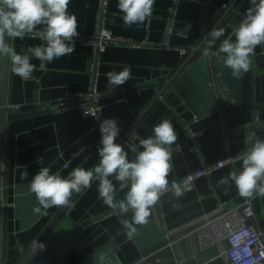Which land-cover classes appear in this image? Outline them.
<instances>
[{"label": "crops", "instance_id": "0c3cea01", "mask_svg": "<svg viewBox=\"0 0 264 264\" xmlns=\"http://www.w3.org/2000/svg\"><path fill=\"white\" fill-rule=\"evenodd\" d=\"M236 2V13L211 50L218 52L226 38L235 40L233 28L251 6L250 0H155L152 16L143 25L125 27L118 0H105L101 19L99 0H70L68 11L76 16L79 35H90L99 27L140 44L108 45L97 55L94 85L100 92L99 106L105 114L119 117L120 133L116 143L124 146L129 160L131 147L138 150L139 141L153 135V126L169 119L177 140L170 146L172 169L168 181L228 156L245 153L251 147V136L264 139V45L257 46L252 67L239 79L230 70L225 80L214 74L219 85L214 93H196L187 99L155 100L158 85L181 62V49L189 50L202 42L221 10ZM172 14V21L167 19ZM217 28V27H216ZM39 31V28L37 29ZM177 32L180 35H177ZM209 38H211L209 36ZM17 53L28 46L42 45L35 32L23 39L9 41ZM76 50L51 63L31 60L36 66L34 80L22 81L7 62L6 120L1 169L0 264H18L53 223L62 234L63 254L53 242L30 264H49L57 255V264H220L215 250L193 255L189 242L180 235L212 217L219 203L226 207L242 203L233 182L218 186L217 181L232 170H240L236 160L200 177L193 189L175 198L171 191L163 194L152 207L147 222L136 225L129 237L122 221L131 220L132 212L103 218L110 207L98 197L97 184L74 194L71 207H52L46 216L34 213L39 206L30 190L33 176L42 167L62 176L77 165L91 168L98 164L101 135L95 121L83 117L76 108L39 109L59 100L73 97L91 86L89 72L94 59L93 48L74 39ZM220 55L223 56L221 53ZM130 66L132 78L116 88L108 84L106 73ZM190 130V131H189ZM193 133V136L190 133ZM125 139V140H123ZM77 153L69 168L66 160ZM27 173V178L22 175ZM116 184L115 181H113ZM116 199L124 192L116 184ZM126 191V190H125ZM255 217L251 223L261 230L264 219V197L251 199ZM173 204L178 207H173ZM171 237L170 248H164L163 235ZM263 238V236H262ZM264 240V238H263Z\"/></svg>", "mask_w": 264, "mask_h": 264}, {"label": "clouds", "instance_id": "9594fccd", "mask_svg": "<svg viewBox=\"0 0 264 264\" xmlns=\"http://www.w3.org/2000/svg\"><path fill=\"white\" fill-rule=\"evenodd\" d=\"M70 0H0V59L10 58L11 71L22 81L34 80L36 66L33 58L51 63L63 56L71 55L75 50L74 38L79 35L78 21L68 11ZM155 0H118L117 8L122 13L125 27L143 25L152 16ZM250 7L233 28L235 40L226 38L220 44L218 52H211L216 40L224 36L223 28H212L209 31L211 40L202 55L223 54V62L234 79L251 70L257 46L264 45V0H250ZM39 28V31L37 29ZM35 32L42 45L28 46L26 51L17 53L9 41ZM177 35H180L177 32ZM7 36L8 42L5 37ZM108 84L114 88L125 84L132 78L130 66L121 71H109L106 74ZM85 116L90 115L84 112ZM99 162L91 168L77 165L68 175L62 176L59 171L53 173L48 167H42L33 176L30 190L38 201L34 213L46 216L52 207L73 206L74 194L97 184L98 197L104 204L118 209L121 214L132 212L131 220L122 223L129 237L133 236L136 225L147 222L152 207L160 200L161 195L171 191L175 198L183 191L175 182L169 186L168 175L172 169L170 146L177 140L174 127L167 118L153 126V135L139 141L131 147L134 159L129 160L124 146L116 143L120 133L116 118H107L100 122ZM252 145L245 153L238 156L242 161L240 170H232L227 176L217 181L218 186L233 182L239 195L246 199L264 197V139L251 136ZM77 153L66 160L63 167L69 168ZM27 173L22 179L27 178ZM124 192L122 199L117 200V187ZM126 190V191H125ZM173 207L178 205L173 204ZM44 244L37 239L32 241L33 256L44 250Z\"/></svg>", "mask_w": 264, "mask_h": 264}, {"label": "built area", "instance_id": "2783aa9c", "mask_svg": "<svg viewBox=\"0 0 264 264\" xmlns=\"http://www.w3.org/2000/svg\"><path fill=\"white\" fill-rule=\"evenodd\" d=\"M104 3L105 0H99L97 14L99 19H101V14L104 11ZM172 18L171 14L167 19L168 23L172 21ZM74 39L86 42L93 48L94 59L89 67L92 84L87 90L78 91L73 97L59 100L46 106H40L39 109L76 108L83 117H90L95 121L96 130L100 133L99 124L102 120L116 118L118 121L119 117L115 114H105L99 106L100 92L94 85V69L97 55L103 52L108 45L124 43L131 46H139L140 44L114 35L112 31L104 27H99L90 35H78ZM187 52V49H181L182 56ZM85 111L90 115L85 116ZM190 134L193 136L192 132ZM242 154L228 156L212 163H203L200 168L169 181V186L175 182L181 189L190 191L193 189L197 179L204 176L207 177L224 165L235 162L238 160L237 157ZM119 214L121 213L118 209L110 208L102 216L103 218H109L119 216ZM254 217L255 213L251 199H245L242 203L229 207L219 203L217 211L212 217L194 225L182 233L180 238H184L189 242V248L193 255L214 249L216 252L215 258L219 260L220 264H264L262 233L252 223H249ZM163 240L165 241L164 248H170L172 244L171 237L164 234ZM132 264H138V261ZM170 264L179 263L173 261Z\"/></svg>", "mask_w": 264, "mask_h": 264}, {"label": "water", "instance_id": "95a60500", "mask_svg": "<svg viewBox=\"0 0 264 264\" xmlns=\"http://www.w3.org/2000/svg\"><path fill=\"white\" fill-rule=\"evenodd\" d=\"M236 2L232 3L224 10L219 12L216 19L215 28H224L233 19L236 10L234 9ZM8 42L7 36L5 37ZM211 40L209 34L198 45L191 47L188 52L182 56L179 65L169 72L167 78L161 82L156 88L157 94L155 100L165 102L174 98L187 99L196 93L205 95L208 93L213 94L214 90L218 88L219 80H212L214 74H219L222 80H225V73L227 70L222 55H210L205 57L202 51L207 47V41ZM211 52H214L210 50ZM7 62L8 58L0 59V194H1V169L3 157V142H4V127L6 120V77H7ZM1 198H0V212H1ZM251 223V221H249ZM262 223L261 230H263L264 238V219H260ZM64 240L60 228L54 223L46 229L39 239L44 245L53 241L60 249V243ZM65 241V240H64ZM38 253V252H37ZM33 256L31 249L25 257L18 264H30L31 261L37 256ZM54 261L49 264H57L58 257H53Z\"/></svg>", "mask_w": 264, "mask_h": 264}]
</instances>
